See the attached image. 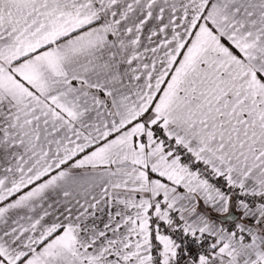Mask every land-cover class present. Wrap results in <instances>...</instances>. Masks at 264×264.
<instances>
[{"label":"snow or ice","instance_id":"obj_1","mask_svg":"<svg viewBox=\"0 0 264 264\" xmlns=\"http://www.w3.org/2000/svg\"><path fill=\"white\" fill-rule=\"evenodd\" d=\"M0 264H264V0H0Z\"/></svg>","mask_w":264,"mask_h":264}]
</instances>
